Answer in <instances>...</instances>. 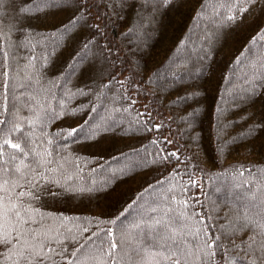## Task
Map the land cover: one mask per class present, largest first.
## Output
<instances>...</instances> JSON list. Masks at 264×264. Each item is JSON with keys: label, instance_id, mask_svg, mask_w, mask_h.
Returning a JSON list of instances; mask_svg holds the SVG:
<instances>
[{"label": "trees", "instance_id": "1", "mask_svg": "<svg viewBox=\"0 0 264 264\" xmlns=\"http://www.w3.org/2000/svg\"><path fill=\"white\" fill-rule=\"evenodd\" d=\"M247 2L4 0L0 131L22 124L59 181L33 205L55 264H264V0Z\"/></svg>", "mask_w": 264, "mask_h": 264}, {"label": "snow or ice", "instance_id": "2", "mask_svg": "<svg viewBox=\"0 0 264 264\" xmlns=\"http://www.w3.org/2000/svg\"><path fill=\"white\" fill-rule=\"evenodd\" d=\"M252 2L248 0L240 11L246 10ZM3 3L4 0H0V8ZM229 18L235 19L231 11ZM261 31L264 32V29ZM12 133L17 135L12 136ZM32 136V133L23 130L20 123L7 131H0V264H55L57 259H68L63 252L56 251L57 233L40 228L34 218L37 210L33 205L41 194H48L40 185L48 182L55 186L59 181H50L48 175H41L37 170L44 161L32 159L40 157V153L29 147L32 144L29 137ZM6 148L9 150L6 151ZM215 243L214 240L210 242L206 255L214 254L211 246ZM112 246L115 247L114 244ZM146 251L152 254L151 250Z\"/></svg>", "mask_w": 264, "mask_h": 264}, {"label": "bare ground", "instance_id": "3", "mask_svg": "<svg viewBox=\"0 0 264 264\" xmlns=\"http://www.w3.org/2000/svg\"><path fill=\"white\" fill-rule=\"evenodd\" d=\"M224 223V222H223ZM222 223V224H223ZM204 231H205V228H204ZM206 232V231H205ZM225 232V231H224ZM164 233V232H163ZM226 233V232H225ZM168 234H170V233H168ZM162 235H164V234H162ZM165 235H166V233H165ZM201 236H202V234H201ZM170 237V236H169ZM173 237V239H174V235L172 236ZM171 237V238H172ZM204 237V236H203ZM207 237H208V235H207ZM160 238V237H159ZM211 239V238H210ZM200 240H202V238L200 239ZM159 242V241H158ZM204 242V241H203ZM210 243V242H209ZM208 243V241H207V244H209ZM216 244V243H215ZM221 244V243H220ZM157 245V244H156ZM171 245V244H170ZM206 246V245H205ZM203 247H204V244H203ZM156 248V247H155ZM225 249V248H224ZM222 250H223V247H222ZM202 251V250H201ZM203 252V251H202ZM164 255H166L165 253H164ZM167 256V255H166ZM219 256V255H218ZM214 259V258H213ZM219 259V258H218ZM216 260V259H215ZM215 262V261H214ZM110 263V262H109ZM216 263V262H215ZM130 264V263H129Z\"/></svg>", "mask_w": 264, "mask_h": 264}]
</instances>
